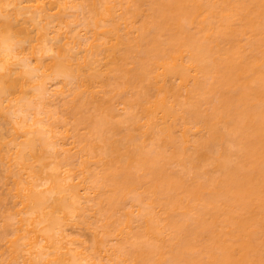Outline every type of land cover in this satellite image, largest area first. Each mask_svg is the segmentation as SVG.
<instances>
[{"label": "bare ground", "instance_id": "obj_1", "mask_svg": "<svg viewBox=\"0 0 264 264\" xmlns=\"http://www.w3.org/2000/svg\"><path fill=\"white\" fill-rule=\"evenodd\" d=\"M0 264H264V0H0Z\"/></svg>", "mask_w": 264, "mask_h": 264}, {"label": "rangeland", "instance_id": "obj_2", "mask_svg": "<svg viewBox=\"0 0 264 264\" xmlns=\"http://www.w3.org/2000/svg\"><path fill=\"white\" fill-rule=\"evenodd\" d=\"M114 241H115V240H111V241H109V244H113V243H114Z\"/></svg>", "mask_w": 264, "mask_h": 264}]
</instances>
